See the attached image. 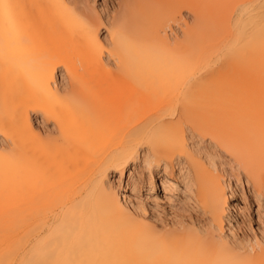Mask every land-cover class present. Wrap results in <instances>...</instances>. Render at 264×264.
I'll list each match as a JSON object with an SVG mask.
<instances>
[{
  "label": "bare ground",
  "instance_id": "bare-ground-1",
  "mask_svg": "<svg viewBox=\"0 0 264 264\" xmlns=\"http://www.w3.org/2000/svg\"><path fill=\"white\" fill-rule=\"evenodd\" d=\"M122 3L0 0V264H264V0Z\"/></svg>",
  "mask_w": 264,
  "mask_h": 264
},
{
  "label": "rangeland",
  "instance_id": "rangeland-1",
  "mask_svg": "<svg viewBox=\"0 0 264 264\" xmlns=\"http://www.w3.org/2000/svg\"><path fill=\"white\" fill-rule=\"evenodd\" d=\"M85 2H88V4L92 7V8H94V9H96L97 11H99V13H101V15L102 16H105L106 14H110V15H115V14H117L118 13V11H120L119 9L122 7V0H84ZM103 31V33H104V35L106 34V32H105V29L104 30H102ZM141 171V182H140V189L142 190H140V194H141V196H145V194L147 193V189H148V185H147V178H148V173H147V171L144 169V171H146V172H144L143 171V169H141L140 170ZM147 173V174H146ZM145 176V177H144ZM118 177V175H116V176H114V180H115V182L117 183V182H119V179L117 178ZM116 178V179H115ZM118 180V181H117ZM126 180L127 179H124V181H122L123 183H121V184H119V188L121 189L120 191L123 193V194H126V195H129L130 194V191H129V189H127L128 187H126ZM156 180H157V176H156ZM143 183V184H142ZM144 186V187H143ZM143 188V189H142ZM145 189V190H144ZM158 190H160L159 188H158ZM159 192H161V191H159ZM159 196L161 197V193H159ZM161 200V199H160ZM146 202H148V203H146L147 204V206H148V208L150 209V207H155V205H154V203L152 202V200L151 199H149L148 201L147 200H145ZM148 204H150V205H148ZM240 204L241 205H244L243 204V202L241 203L240 202ZM160 205H162V207H159V212L162 214L161 216H163V218H165V219H168V221H170V220H172V218H173V215L174 214H172V213H175L174 211V209H172V206L171 205H169V204H167V203H165L164 201H160ZM166 205V206H165ZM150 206V207H149ZM171 208H170V207ZM163 209V210H162ZM168 209H169V211H168ZM256 209V206L254 205V210ZM171 210H172V212H171ZM174 210V211H173ZM162 211H164V212H162ZM169 213V214H168ZM166 214V215H165ZM168 214V215H167ZM252 226L254 227V228H258V223L255 221V220H253L252 221Z\"/></svg>",
  "mask_w": 264,
  "mask_h": 264
}]
</instances>
